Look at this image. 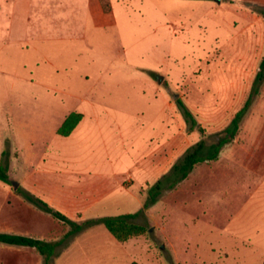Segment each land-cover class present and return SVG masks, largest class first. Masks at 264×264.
<instances>
[{
	"label": "rangeland",
	"instance_id": "374dc122",
	"mask_svg": "<svg viewBox=\"0 0 264 264\" xmlns=\"http://www.w3.org/2000/svg\"><path fill=\"white\" fill-rule=\"evenodd\" d=\"M97 4L110 24H94L88 0H32L23 29L0 35V233L62 238L69 225L39 201L78 223L139 213L129 221L143 226L125 241L101 223L86 227L50 264H261L262 253L244 251L242 241L264 222V81L218 156L170 184L173 166L199 143L207 155L228 137L252 92L264 0ZM72 111L84 116L80 128L57 135ZM246 206L245 220L234 221ZM0 264L42 257L0 243Z\"/></svg>",
	"mask_w": 264,
	"mask_h": 264
},
{
	"label": "trees",
	"instance_id": "16d2710c",
	"mask_svg": "<svg viewBox=\"0 0 264 264\" xmlns=\"http://www.w3.org/2000/svg\"><path fill=\"white\" fill-rule=\"evenodd\" d=\"M261 15H264V7L258 9ZM264 81V55H262L261 60L258 65V71L255 74L252 92L246 97L242 107L234 114V117L231 121V130L229 131L228 137L220 138L215 144L211 145L210 152L207 155L201 154L202 143H199L195 149L187 153L180 164L174 165L173 170L178 174V177L172 181L170 184L171 187L175 186L181 180L185 179L187 175L192 171L195 164L205 161L213 160L218 156L221 148L227 144L230 140L233 139L234 134L238 129V123L241 116L249 108L253 95L257 94V86ZM178 108L181 111L184 119L190 124V129L196 125V121L191 115L190 111L186 106L180 101L177 100ZM82 119V114L79 112H69L56 129V134L59 136L66 137L68 136L79 121ZM6 167L0 166V181L7 182ZM159 184L156 183L150 188L149 197L144 201L143 208H147L158 196L159 194ZM38 205L43 209L44 212L50 214L54 218L58 219L61 222H64L69 225L70 229L68 232L63 235L62 238L48 241L39 238H33L29 236L11 234V233H0V243L6 245L22 246L29 247L34 249L41 257L42 264H50L51 257L56 253L57 247L65 243V239L77 232H80L82 229L92 226L97 223H101L107 232L118 241H125L127 238L135 235H139L143 231V226L130 222V219H134L139 213H130L122 216H106L100 217L97 219H87L83 222H75L67 218L65 215L54 211L47 207L46 204L37 201ZM129 264H138L135 261L130 262ZM261 264H264L262 261Z\"/></svg>",
	"mask_w": 264,
	"mask_h": 264
},
{
	"label": "crops",
	"instance_id": "0c3cea01",
	"mask_svg": "<svg viewBox=\"0 0 264 264\" xmlns=\"http://www.w3.org/2000/svg\"><path fill=\"white\" fill-rule=\"evenodd\" d=\"M31 2L32 0H0V35H2L3 30H6V29L10 30L14 27L16 29H21V28L23 29V26H25V23L28 21L30 17L29 8L31 6ZM88 5L91 10L93 19H94V24L96 26L97 25H107L112 22V17H111L112 15L110 13H104L99 10L97 0H88ZM45 29H47V25L45 26ZM37 39L42 41L43 35H40ZM64 117L62 118V121ZM83 118L84 116L82 114V119L73 129V131L66 137H69L71 134H74L76 131H78ZM228 158L231 159L233 157H228ZM249 210H250V207L246 206L236 211L235 216H234V221L235 220L244 221L246 218V213ZM253 232H254V239L252 240L253 238L252 236V237H249L243 240L242 248L244 251H248V253H255V252L262 253V256L259 259H262V261H264V249H262V245H264V222H260L258 225V228L257 229L255 228ZM255 237H257V239H255ZM54 240H57V239L52 238L48 241H54ZM74 240L75 238L68 244V247L64 248L63 254L67 253L70 249L73 248ZM243 258H246V257L243 256ZM248 258H251V256H249Z\"/></svg>",
	"mask_w": 264,
	"mask_h": 264
}]
</instances>
